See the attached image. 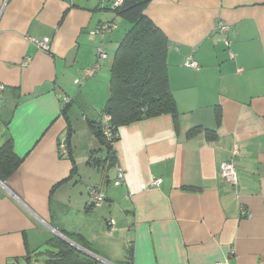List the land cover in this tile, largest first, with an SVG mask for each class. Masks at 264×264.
Listing matches in <instances>:
<instances>
[{
    "label": "crops",
    "instance_id": "crops-1",
    "mask_svg": "<svg viewBox=\"0 0 264 264\" xmlns=\"http://www.w3.org/2000/svg\"><path fill=\"white\" fill-rule=\"evenodd\" d=\"M107 2L0 0V146L11 137L23 158L0 180V264H30L29 253L46 263L55 236L95 264H264V0L150 2L146 15L170 41L178 113L120 127L107 169H122L123 184L104 176L85 197L73 120L77 106L94 143L89 120L102 117L122 38L118 27L95 33L121 20ZM46 37L48 51L32 41ZM100 48L108 57L87 76ZM227 160L236 187L221 175Z\"/></svg>",
    "mask_w": 264,
    "mask_h": 264
},
{
    "label": "trees",
    "instance_id": "trees-1",
    "mask_svg": "<svg viewBox=\"0 0 264 264\" xmlns=\"http://www.w3.org/2000/svg\"><path fill=\"white\" fill-rule=\"evenodd\" d=\"M151 1L122 0L115 5L116 0H109L105 7L129 25L114 54L110 93L102 117L89 120L90 128L107 151L108 166L116 164L114 144L119 139L120 127L163 114L176 117L178 113L168 73L170 41L145 13ZM105 121L111 125L112 139L104 134ZM22 162L23 158L16 154L13 139L9 137L0 146V180L7 182ZM75 241L78 242V238ZM47 245L48 250L40 252L48 255L46 264H95L93 258L56 236ZM26 259L31 264L30 253Z\"/></svg>",
    "mask_w": 264,
    "mask_h": 264
},
{
    "label": "built area",
    "instance_id": "built-area-1",
    "mask_svg": "<svg viewBox=\"0 0 264 264\" xmlns=\"http://www.w3.org/2000/svg\"><path fill=\"white\" fill-rule=\"evenodd\" d=\"M121 2H122V0H116L115 5H118ZM116 27H117L116 22L102 23L95 28V33H97L101 36H104V34L106 32L112 31ZM217 27L219 28V30H221L225 33H228L230 31L229 25L224 23V22H219ZM32 41L35 44H37V46L40 49H42L44 51L50 50V42H51L50 37H46L42 40L32 38ZM227 44H229L228 41H227ZM99 57H100L99 62H97L93 68L86 70L87 76H92L100 67V65H101L100 60H105L108 57L107 53L104 52L102 50V48L99 49ZM184 64H185V66L190 67V68H198L199 67L198 62L195 59H193L192 57H188ZM5 88H6L5 84L0 82V95L5 90ZM66 101L69 102V99H66ZM103 131H104V134L108 137V139L113 138L112 128H111V125L108 121L104 122ZM60 149L63 152L67 151L65 144H61ZM221 175H222L223 179L225 181H227L229 184H231L233 187H236L238 185V174H237L235 164L232 160H227L225 162H222V164H221ZM124 179H125V173L123 172L122 169H120L117 166L116 167V177L114 178V185L123 184ZM162 182H163L162 178H155L152 181V185L160 186L162 184ZM89 195L91 196L92 203L94 204V206H99L104 201V194L98 189V187L90 188L89 189ZM217 264H231V263L229 261H224V262H219Z\"/></svg>",
    "mask_w": 264,
    "mask_h": 264
},
{
    "label": "rangeland",
    "instance_id": "rangeland-1",
    "mask_svg": "<svg viewBox=\"0 0 264 264\" xmlns=\"http://www.w3.org/2000/svg\"><path fill=\"white\" fill-rule=\"evenodd\" d=\"M116 26L118 27L120 34L122 33L121 37L123 38L127 28L129 27L128 23L121 19L118 21ZM75 108L77 110V121L75 119L73 120V126L77 127L78 132L74 139V151L79 157H83L82 160H79L80 175L77 177V179H80V181L77 184V189L81 191L85 197H87V187L91 184L98 183L104 176L109 175V177H111V182L114 183V172L112 169H107V151L94 137H92L94 143L90 142L89 135L87 133L88 131H85L83 128V123H85V121L82 119V111L77 106ZM86 160L90 161L91 165H88L86 162L84 163ZM42 249H44V247ZM36 258L38 257H33L31 264H46L43 261L40 263L37 262ZM23 264L28 263L24 262Z\"/></svg>",
    "mask_w": 264,
    "mask_h": 264
},
{
    "label": "water",
    "instance_id": "water-1",
    "mask_svg": "<svg viewBox=\"0 0 264 264\" xmlns=\"http://www.w3.org/2000/svg\"><path fill=\"white\" fill-rule=\"evenodd\" d=\"M109 1V0H108ZM63 236V234H62ZM68 242H70L72 245L76 246V247H79L78 244H76L75 242L71 241L69 238L63 236ZM85 250V249H84ZM90 253V252H89Z\"/></svg>",
    "mask_w": 264,
    "mask_h": 264
}]
</instances>
